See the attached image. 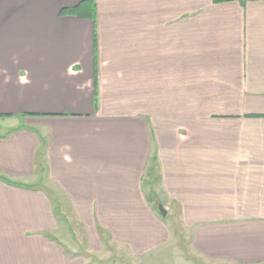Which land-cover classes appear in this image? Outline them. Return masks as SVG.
Returning a JSON list of instances; mask_svg holds the SVG:
<instances>
[{
  "label": "crops",
  "instance_id": "1",
  "mask_svg": "<svg viewBox=\"0 0 264 264\" xmlns=\"http://www.w3.org/2000/svg\"><path fill=\"white\" fill-rule=\"evenodd\" d=\"M63 206L104 259L264 264L263 2L0 0V264H86Z\"/></svg>",
  "mask_w": 264,
  "mask_h": 264
},
{
  "label": "rangeland",
  "instance_id": "2",
  "mask_svg": "<svg viewBox=\"0 0 264 264\" xmlns=\"http://www.w3.org/2000/svg\"><path fill=\"white\" fill-rule=\"evenodd\" d=\"M148 195H151V193H148ZM162 205H165L164 202ZM153 210L158 216V205L155 204ZM61 211L66 217V223L61 225V228L63 227L65 229L68 236H72L74 238V246H76L78 250H84V252L88 255L85 258L86 264H214L210 261L201 260V258L196 256L189 247L187 248L183 237L173 241L168 249L143 258H131L126 256L121 251H116L110 259H104L96 252L88 250L89 246L85 243L84 238H82L83 235H81V232H79L78 227L72 220L70 210L67 207L64 208L63 206L59 212L61 213ZM167 217L168 218L165 219V222L168 227H171L172 225L170 222H172V218L176 217V214L172 215V212L169 211Z\"/></svg>",
  "mask_w": 264,
  "mask_h": 264
},
{
  "label": "trees",
  "instance_id": "3",
  "mask_svg": "<svg viewBox=\"0 0 264 264\" xmlns=\"http://www.w3.org/2000/svg\"><path fill=\"white\" fill-rule=\"evenodd\" d=\"M261 1L264 3V0H213V3H228V2H256ZM62 14H71L70 12H62Z\"/></svg>",
  "mask_w": 264,
  "mask_h": 264
},
{
  "label": "water",
  "instance_id": "4",
  "mask_svg": "<svg viewBox=\"0 0 264 264\" xmlns=\"http://www.w3.org/2000/svg\"><path fill=\"white\" fill-rule=\"evenodd\" d=\"M158 213L160 214L161 217L166 216V211L164 210V208L161 205H158Z\"/></svg>",
  "mask_w": 264,
  "mask_h": 264
}]
</instances>
